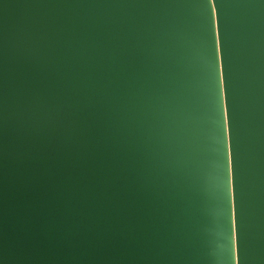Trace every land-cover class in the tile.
Returning a JSON list of instances; mask_svg holds the SVG:
<instances>
[{"label":"water","instance_id":"water-1","mask_svg":"<svg viewBox=\"0 0 264 264\" xmlns=\"http://www.w3.org/2000/svg\"><path fill=\"white\" fill-rule=\"evenodd\" d=\"M0 264H264V0H0Z\"/></svg>","mask_w":264,"mask_h":264}]
</instances>
